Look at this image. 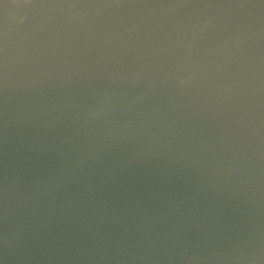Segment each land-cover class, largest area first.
<instances>
[{
    "label": "water",
    "instance_id": "1",
    "mask_svg": "<svg viewBox=\"0 0 264 264\" xmlns=\"http://www.w3.org/2000/svg\"><path fill=\"white\" fill-rule=\"evenodd\" d=\"M0 264H264V0H0Z\"/></svg>",
    "mask_w": 264,
    "mask_h": 264
}]
</instances>
